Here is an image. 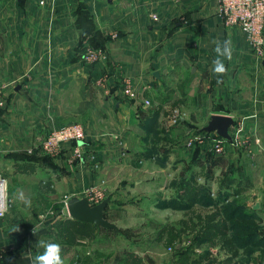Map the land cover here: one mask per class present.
<instances>
[{
	"label": "crops",
	"instance_id": "obj_1",
	"mask_svg": "<svg viewBox=\"0 0 264 264\" xmlns=\"http://www.w3.org/2000/svg\"><path fill=\"white\" fill-rule=\"evenodd\" d=\"M39 1L0 0V77L6 100L0 108V174L8 183L0 264H30L38 240L59 243L65 264H89L83 249L104 240L108 229L70 219L65 207L42 209L83 196L89 184L110 195L122 187L138 189L145 177L148 190L166 201L158 207V201L148 199L151 221L164 222L156 214L183 192L174 184L176 161L195 152L182 151L173 135L190 122L175 107L182 101L201 111L202 120L197 122L200 117L192 112L190 123L203 128L210 115H228L234 120L229 133L239 126L242 135L236 153H195L192 182L185 178L184 183L195 189L192 206L203 188L210 197L211 192L216 198L225 195L217 206L225 199L239 200L258 224L257 236L264 237V50L256 55L242 31L223 24L216 0ZM225 39L231 40L233 55L224 61L228 72L220 77L211 70L213 41ZM88 48L104 49L106 61L84 64ZM99 70L106 77L102 86ZM123 77L136 88L134 98L122 93ZM145 99L151 104L145 106ZM172 111L178 122L166 127ZM66 122L82 124L88 133L81 143L83 156L71 164L64 159L70 144L62 158L41 149L47 131ZM20 192L30 205L18 199ZM16 224L21 231L11 232ZM156 232L157 241L162 231ZM158 244L134 246L125 254L104 246L97 264L171 263Z\"/></svg>",
	"mask_w": 264,
	"mask_h": 264
},
{
	"label": "rangeland",
	"instance_id": "obj_2",
	"mask_svg": "<svg viewBox=\"0 0 264 264\" xmlns=\"http://www.w3.org/2000/svg\"><path fill=\"white\" fill-rule=\"evenodd\" d=\"M193 106L194 105L183 101L175 104V107L178 108L181 115L185 116L188 119L187 121L190 122L193 121L192 112H195L196 117H200L199 114H201L200 110H193ZM200 120H202V117H200L197 122H200ZM190 122H188L185 127L182 126L181 130L174 131L173 135L178 138V142H181V140H184L194 132H198V129L201 128ZM191 158L192 156H181V159L178 161L174 158L177 164L176 166H179L174 174V184L178 185L183 177L189 178L192 182V168L190 166L192 163ZM135 179L139 180L141 177H136ZM143 179L146 178H142V182L136 190H128L127 188L125 189V187H122L124 188L122 189L123 191H121L122 193L115 190L112 194L108 195L111 200L109 203L110 205L106 207V209L109 207L106 212V218L117 225L118 231H106L104 240L93 246L90 244V248L86 247L83 249V255L85 254L90 259L89 264H97V262L100 261L101 257L106 252H102L99 248L103 249L104 246H109L106 247L105 250L111 247L115 249L116 254H125L124 251L131 250L134 246L140 247L139 245H148V243H155L157 241L159 242L158 246L161 256H163L165 260L171 258L169 260L171 263L167 264H208L211 258L223 260L226 257H228L226 258L227 261L223 264L264 263V246L258 249L250 247L246 250L237 248L232 244L225 246L226 243H224V238H226L230 232V228L229 231L226 232L225 237L215 238V241H217L215 242V245L211 246V242L204 241L201 247H196V240H194L195 234H198L201 229L206 227L207 220H209L210 216L217 211L212 205L203 206L202 204L197 203L192 206L191 203L188 208H182V206L179 205L180 201L177 203V199H174V201L170 202V199L167 202V210H164L163 213H155L159 220L165 219V221L158 225L155 224L154 221H151L154 218L150 216L151 213L147 201L152 198L154 201H158L156 202V206H161L165 200L160 199L161 197L159 198V195H157L156 192H152L151 189L148 190ZM125 181H130V179H126ZM61 191L63 190L60 189L59 193H61ZM106 193L108 194L107 191ZM180 200H182V198H180ZM185 200L186 199H183L182 201ZM54 207H58L60 210L64 208V205L55 204L51 207H43L42 209H45V211L47 209L53 210ZM128 209H130V212L127 211ZM39 210H41V207ZM58 214L63 213L59 211ZM127 214L135 217L133 218L134 221L128 219L130 216ZM148 216H150V218H148ZM221 217V212H218L216 220H219ZM193 219L196 220L193 221ZM49 224L50 223H46V225ZM158 229L162 231V235H160L156 241L157 235L155 233H157L156 231H158ZM153 240L155 242H152ZM220 247H222L221 251H219ZM196 249H198V251H196ZM153 251H156V249H153ZM217 251H219V253ZM112 256L115 255L113 254Z\"/></svg>",
	"mask_w": 264,
	"mask_h": 264
},
{
	"label": "built area",
	"instance_id": "obj_3",
	"mask_svg": "<svg viewBox=\"0 0 264 264\" xmlns=\"http://www.w3.org/2000/svg\"><path fill=\"white\" fill-rule=\"evenodd\" d=\"M46 1L40 0L38 3L43 4ZM216 2L217 15L222 19L223 24L226 27H236L242 31L254 53L258 56L262 55L264 50V0H216ZM152 18L157 20L156 15H152ZM107 56L104 49L88 48L82 55V61L84 64L94 67L102 65L106 61ZM99 72L100 77L97 79V83L102 86L106 81V77L101 70ZM121 81L123 83L122 93L126 97L134 98L137 95V90L134 88L131 79L123 77ZM5 102V85L0 77V108L4 106ZM143 103L145 106L151 104L148 99L143 100ZM178 116L176 111H172L165 126L176 125L179 119ZM87 134L82 124L66 122L47 131L41 141V149L47 155L62 158V153L65 150L64 146L70 144V154H66L64 159L66 163L71 164L83 156L81 143L86 141ZM229 135L230 140H226L219 137L215 132H194L186 137L179 147L186 153L194 151L196 147L200 149L201 154L210 152L225 155L229 150L236 153V150L242 144L241 128L239 126L234 127ZM82 195L91 204H97L107 197L108 194L99 185L89 184L83 188ZM211 197L216 199V194L211 192ZM228 201L229 199H225V202ZM7 203V179L0 174V218L5 215Z\"/></svg>",
	"mask_w": 264,
	"mask_h": 264
},
{
	"label": "trees",
	"instance_id": "obj_4",
	"mask_svg": "<svg viewBox=\"0 0 264 264\" xmlns=\"http://www.w3.org/2000/svg\"><path fill=\"white\" fill-rule=\"evenodd\" d=\"M93 47L96 46L94 45ZM98 47L103 48L102 46H98ZM198 132H204V131L202 128H200L198 129ZM164 133H166V131H164ZM181 142H179V145L181 144ZM194 151L195 152H193L191 162L192 159L196 160L195 153L199 152L200 149L196 147ZM211 154L212 153L208 152L205 153V156L207 157L210 156ZM41 157L45 160H49V157L47 155H43ZM184 182H186V180L183 177V179H181L178 184L180 188L181 187L183 188V192L178 197L179 199L176 197L171 199L170 202L174 201V199H177V203H179L180 201L179 205L182 206V208H188L192 203L191 200L192 192L195 191V189L190 187L189 185L187 186V184H184ZM201 191H203V194L198 196V198H196V201H198V203L202 204L203 206L215 204L214 207L217 209V211L210 216L209 220H207L206 227L204 229H201V231L198 234L197 233L195 234L194 240H196L195 242L196 247H201L204 241L211 242V246L215 245V242H217L215 241V238L225 237L226 232L229 231V228H230V232L228 233L229 236L227 235L226 238H224L225 239L224 243H226L225 246H227L228 244H232L237 248L244 250L250 247H253L254 249L256 248L258 249L264 246V237L257 236V230L259 228L258 224L253 220V218H251V216H249L246 209L244 211V207L240 204L239 200H231L229 202H225L220 206H217L219 201L220 202L223 201L222 198H224L225 195L218 193L217 198L212 199L208 191H205L204 188L201 189ZM180 198H182V200L183 199L186 200L182 201L180 200ZM57 209L59 210V208ZM218 212H221L222 217L219 220H216ZM105 216H106V212H105ZM75 221L78 223H82L77 220ZM83 224H87V223H83ZM57 228L61 229V227L59 226ZM108 230H112V229H108ZM220 249H222V247H220ZM226 258L223 260L209 258L210 260L208 264H223L227 261ZM0 261H3V258H0Z\"/></svg>",
	"mask_w": 264,
	"mask_h": 264
},
{
	"label": "water",
	"instance_id": "obj_5",
	"mask_svg": "<svg viewBox=\"0 0 264 264\" xmlns=\"http://www.w3.org/2000/svg\"><path fill=\"white\" fill-rule=\"evenodd\" d=\"M233 124L234 120L228 115L212 114L202 129L204 132H215L219 137L230 140L229 127ZM109 202L108 196L97 204H91L84 196L72 195L65 201V209L70 219L90 223L102 229L118 230L117 225L105 216Z\"/></svg>",
	"mask_w": 264,
	"mask_h": 264
},
{
	"label": "clouds",
	"instance_id": "obj_6",
	"mask_svg": "<svg viewBox=\"0 0 264 264\" xmlns=\"http://www.w3.org/2000/svg\"><path fill=\"white\" fill-rule=\"evenodd\" d=\"M215 44L214 51L216 53V58L212 61V72L217 76H224L228 72V68L225 64V60L230 61L233 55L232 42L229 39L223 41H213ZM217 84L222 83V80H217ZM18 199L30 205V199L24 195L23 192L18 194ZM38 227L34 225L33 233L36 234ZM21 231L18 224L14 225L11 232ZM36 248L39 249L34 255L30 256V264H65V259L63 257L62 246L53 241L38 240L35 244Z\"/></svg>",
	"mask_w": 264,
	"mask_h": 264
}]
</instances>
